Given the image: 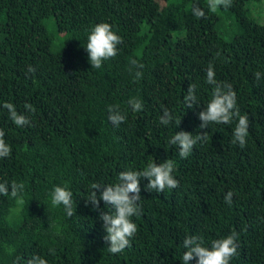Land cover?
<instances>
[{
    "label": "trees",
    "instance_id": "16d2710c",
    "mask_svg": "<svg viewBox=\"0 0 264 264\" xmlns=\"http://www.w3.org/2000/svg\"><path fill=\"white\" fill-rule=\"evenodd\" d=\"M155 1L0 0V129L12 148L0 159V182L25 184L22 206L0 195V264H27L33 255L48 264H181L186 236L210 245L233 230L239 254L230 264H264V20L252 12L264 0H233L216 12L207 0H163L154 10ZM193 4L206 18L191 13ZM103 22L123 43L95 69L85 48L92 27ZM210 63L249 117L244 148L231 143L234 124L198 127L211 99ZM190 84L198 103L185 109ZM132 98L142 101L140 112L131 111ZM5 102L30 124L15 126ZM110 106L126 114L118 127L107 119ZM163 108L181 117L178 127L160 123ZM179 131H208L209 139L181 159L168 143ZM152 157L176 162L179 186L157 193L141 179L143 212L132 217L138 232L130 247L111 254L99 211L85 201L90 185L115 184L121 171L142 170ZM54 186L72 191L71 217L51 204ZM229 191L231 205L224 201ZM100 210H107L103 201Z\"/></svg>",
    "mask_w": 264,
    "mask_h": 264
},
{
    "label": "clouds",
    "instance_id": "9594fccd",
    "mask_svg": "<svg viewBox=\"0 0 264 264\" xmlns=\"http://www.w3.org/2000/svg\"><path fill=\"white\" fill-rule=\"evenodd\" d=\"M233 0H207V8L211 12H216L220 8H230ZM191 13L196 18H206L205 11L197 4L191 7ZM123 43V38L112 30L109 23H98L92 27L87 37L86 51L88 53V62L92 68L100 69L103 62L113 59L118 55V45ZM219 52L217 56H219ZM136 68L142 69L143 64L135 59L131 61ZM35 69L29 66L28 72L32 73ZM143 73L137 71L135 78L140 79ZM261 72L254 73V78L259 81ZM208 85L212 86L211 99L206 108L198 113V119L201 121L199 129H208L210 125H230L234 124L231 143L244 148L247 143L249 117L247 114H241L237 107V96L231 84L219 82L212 64L210 63L206 71V80ZM196 84H190L186 94L183 96L185 109H192L197 106L198 99L196 95ZM128 105L132 112H140L143 109V103L137 98L129 99ZM7 109L9 119L17 127H24L30 124L28 116L18 114L15 106L5 102L2 105ZM25 109L32 113L35 111L31 104H25ZM107 119L113 126H119L126 120V114L119 108L110 106L108 108ZM181 117H175L167 108L162 109L160 123L162 125L175 124L178 127ZM5 132L0 129V159H6L11 156L12 148L5 141ZM208 131L191 132L179 131L169 139L170 146L175 145L178 148V156L181 159L187 158L198 143L208 141ZM176 169V162L172 159H165L162 163H155L152 157L147 166L142 170L121 171L118 174L115 184L101 185L92 183L88 198L85 200L91 202L93 210L99 211V219L103 222L102 228L106 233L103 239L108 243V251L111 254H119L130 247V241L138 232L136 223L132 217L142 215L140 205V180L147 179L145 186L147 191L163 192L165 189H175L179 186V181L173 173ZM99 191V195L97 192ZM25 184L23 182L7 181L0 182V195L11 196L19 205L24 204ZM233 193L229 191L224 201L226 204H232ZM73 193L66 187L54 186L51 192V204L53 206H63L65 214L69 217L75 214L73 209ZM100 201L104 202L106 211L100 210ZM239 234L232 231L229 235L214 239L210 245L205 244V240L200 235L186 236L182 242L185 251L182 254L181 264H189V261L195 260L196 264H230L232 259L238 256ZM15 252L14 248L9 247L8 253ZM49 254L55 255L54 249H49ZM27 264H48V261L39 255H33L27 261Z\"/></svg>",
    "mask_w": 264,
    "mask_h": 264
},
{
    "label": "rangeland",
    "instance_id": "374dc122",
    "mask_svg": "<svg viewBox=\"0 0 264 264\" xmlns=\"http://www.w3.org/2000/svg\"><path fill=\"white\" fill-rule=\"evenodd\" d=\"M162 5H164V1L163 0H158V1H155L154 2V5H153V9L154 10H157V9H159ZM264 9V1H262V5H257V3L256 4H254L253 5V9H252V12H253V15L255 16V17H257V18H260L261 17V19L262 20H264V18H263V13H262V10Z\"/></svg>",
    "mask_w": 264,
    "mask_h": 264
}]
</instances>
